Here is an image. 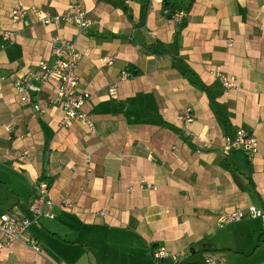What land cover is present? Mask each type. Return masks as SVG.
Wrapping results in <instances>:
<instances>
[{
  "label": "crops",
  "instance_id": "crops-1",
  "mask_svg": "<svg viewBox=\"0 0 264 264\" xmlns=\"http://www.w3.org/2000/svg\"><path fill=\"white\" fill-rule=\"evenodd\" d=\"M111 1L125 3L132 18L109 0H0V33L18 30L14 42L0 40V215L31 216L35 182L47 173L55 214L27 232L39 251L18 241L3 250L0 264H177L155 261V245L183 253V264H199V252L202 264L210 252L227 264L263 262L261 221L221 225L218 217L250 203L264 207V0H194L176 45L180 23L161 2ZM190 1L169 3L183 12ZM78 2L95 21L87 34L72 23L42 24L32 13L21 24L11 20L18 4L55 14ZM58 35L84 53L78 88L91 93L84 111L95 132L79 121L61 126L55 84L28 99L15 88L40 61H52ZM160 49L169 52H153ZM110 57L111 64L104 61ZM175 57L194 75H183ZM216 71L235 77L239 86L226 89ZM123 72L129 77L122 79ZM193 80L220 91L218 102L228 110L222 121ZM186 107L196 113L189 124L177 118ZM239 128L258 138L257 154L224 153L225 135ZM24 150L31 156L23 158ZM227 157L246 190L222 166ZM142 179L157 189L141 188ZM67 198L72 209L61 206Z\"/></svg>",
  "mask_w": 264,
  "mask_h": 264
},
{
  "label": "built area",
  "instance_id": "built-area-1",
  "mask_svg": "<svg viewBox=\"0 0 264 264\" xmlns=\"http://www.w3.org/2000/svg\"><path fill=\"white\" fill-rule=\"evenodd\" d=\"M157 1L162 4L165 2V0ZM165 12L169 11L165 10ZM29 13H32L38 22L45 25L56 22L75 24L83 34H87L95 24V21L89 16L83 2L71 5L64 13L55 14L39 7H27L23 4H18L11 12V20L14 24H21L25 21ZM183 14L184 12H177L173 15V18L180 21ZM17 37L18 30L14 28L5 29L0 33V40L6 43L14 42ZM53 44L52 61H40L36 70L29 71L16 80L15 88L19 94L25 99H28L31 93H39L43 90L44 86L55 84V99L53 102L59 104L64 112L61 126L69 127L74 122L79 121L90 131L95 132L91 115L84 111V106L91 97V93L78 88L79 77L76 69L84 53L79 50L72 39L60 35L54 38ZM229 45H232V43L229 42ZM112 60V57L104 59L109 64L112 63ZM214 74L226 89H234L239 86L235 77H229L220 71H216ZM129 75L128 72H123L122 79H126ZM110 93L112 96H116L115 86L111 87ZM34 107L38 111L44 110L39 103H36ZM195 117L196 113L194 109L192 107H186L178 114L177 118L182 123L189 124L195 120ZM9 130H11V127H9ZM236 149L243 150L253 156L259 151V140L253 133L244 128H239L233 135H225L223 142V151L226 155ZM30 156L29 150L23 151V158ZM91 160L92 158L90 156L86 158L88 165L91 163ZM87 170H90V168L88 167ZM50 176L49 173L43 174L35 182L34 197L30 204L31 216L23 215L17 211L6 212L0 215V233L2 234V238L0 239V256L6 247L18 241L26 242L35 251L40 250L39 244L31 241L27 237V232L32 224L40 222L41 217H55L52 211L53 200L49 197L51 186L49 185L48 179H50ZM140 187H147L152 190L157 189L156 185L150 186L146 179L141 180ZM45 206L48 207L47 210H45ZM61 206L66 209H72L75 204L71 199L67 198L62 201ZM245 218L259 219L264 231V207H259L253 203L222 212L218 217V223L224 225L241 221ZM152 256L157 262L168 258L174 262H180L183 253L179 255L171 252L165 245H157L152 251ZM205 263L227 264L225 258L217 252L208 253L205 258ZM259 264H264V261Z\"/></svg>",
  "mask_w": 264,
  "mask_h": 264
},
{
  "label": "trees",
  "instance_id": "trees-1",
  "mask_svg": "<svg viewBox=\"0 0 264 264\" xmlns=\"http://www.w3.org/2000/svg\"><path fill=\"white\" fill-rule=\"evenodd\" d=\"M109 2L114 5V6H119V7H123L125 9V11L127 13H129L128 7L126 6L125 3H119V2H115V1H111L109 0ZM194 4V0H191L190 3L186 6H184V14L182 16L181 22H180V26L179 29L176 31L175 35H174V41H175V45L178 44L179 41V36L181 34V31L187 26L188 24V19H187V13L191 10L192 6ZM165 10L170 11V16L173 15L174 13H176V10L173 5L169 3V0H165V2L163 3ZM129 16L132 18V15L129 13ZM115 36V35H113ZM147 48H149L151 51L154 48L153 45H149ZM166 51L169 52V50L166 49H160V50H155L153 51L156 54H163ZM176 60L183 64V67H181V73L183 75H187V74H192L194 75V73L187 67L184 66V62L181 58L175 57ZM193 83L199 85L203 91H205L209 97L210 100V105H211V109L214 111L215 115L219 118L220 121H222V118H224V114L227 113V108L220 104L218 102V97L220 95V91H217L215 89L214 85H206L204 83H202L200 80H193ZM224 124V122H223ZM222 166L227 169L229 172H231V174L233 175V177L235 178V181L238 183V185L240 186L241 189L246 190V184L244 183L243 178L241 177L242 173L239 171V169L234 165L233 161L230 159V157L225 158L222 161ZM49 180V185L51 186L53 183V180L50 178ZM252 181H250L251 183ZM157 245L153 246V248H155ZM184 262H177V264H183Z\"/></svg>",
  "mask_w": 264,
  "mask_h": 264
},
{
  "label": "rangeland",
  "instance_id": "rangeland-1",
  "mask_svg": "<svg viewBox=\"0 0 264 264\" xmlns=\"http://www.w3.org/2000/svg\"><path fill=\"white\" fill-rule=\"evenodd\" d=\"M177 13V12H176ZM175 14V13H174ZM173 14V15H174ZM179 23L181 22V20L180 21H178ZM246 219H248V218H246ZM117 230H118V228H117ZM218 231V230H217ZM111 243H113V244H115V245H118V244H120L121 242H119V237H117V238H115V237H111ZM118 249V248H117ZM112 250H114V248H112ZM194 256H198V262H199V264H202L203 263V255H202V253H197L196 255H194ZM206 258V257H205Z\"/></svg>",
  "mask_w": 264,
  "mask_h": 264
}]
</instances>
